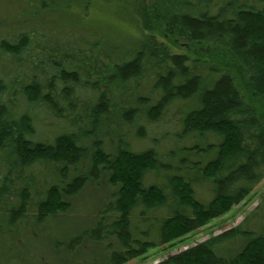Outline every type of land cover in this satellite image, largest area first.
I'll list each match as a JSON object with an SVG mask.
<instances>
[{"label": "trees", "instance_id": "trees-1", "mask_svg": "<svg viewBox=\"0 0 264 264\" xmlns=\"http://www.w3.org/2000/svg\"><path fill=\"white\" fill-rule=\"evenodd\" d=\"M91 3L0 0V259L9 264H46L26 244L77 214L88 185L103 191L100 179L108 201L51 247L56 264L104 242L106 264H126L150 246L135 228L148 215L157 245H168L264 180V122L253 105L264 102V0H126L135 38L91 19ZM191 44L235 68L192 54ZM180 102L170 127L203 148L135 152L129 129L150 136ZM114 126L117 143L106 131ZM156 264H264V200L238 225Z\"/></svg>", "mask_w": 264, "mask_h": 264}, {"label": "rangeland", "instance_id": "rangeland-1", "mask_svg": "<svg viewBox=\"0 0 264 264\" xmlns=\"http://www.w3.org/2000/svg\"><path fill=\"white\" fill-rule=\"evenodd\" d=\"M91 19H98L106 24H109L115 28L122 30L123 32L131 34L132 38H135V26L132 22L128 19L132 18V8L129 4L126 3V0H92V3L89 5L88 13ZM104 31H101L103 33ZM125 34V33H124ZM189 48V49H188ZM188 51L192 54L199 53H206V55H212V57L217 60L221 65L228 64L229 68L234 69V65L231 62L224 63L222 59V53L218 52V50H207L202 47H198V45H189L187 46ZM194 49V50H191ZM178 51H184L182 47L177 49ZM211 58V56H208ZM239 79V82L243 85V81L239 74L235 73ZM115 84L120 85L118 81H115ZM121 86V85H120ZM133 86V85H132ZM244 86V85H243ZM123 87V86H122ZM128 87L131 88V82L128 84ZM120 90V89H119ZM118 90V91H119ZM136 90V88H135ZM141 90V89H140ZM117 91V92H118ZM124 91V90H122ZM122 91L118 93L122 95ZM143 92L142 90L138 93L140 94ZM86 93V91H85ZM118 99H123V97H118ZM130 99V97H127ZM181 105H187L186 103H176L175 110H173L169 115V122L164 123L161 126V130H158L151 134L150 136L144 134L140 131L141 125H133L127 134V137L131 141V146L135 152H143L148 148H154L159 151L160 147L168 148L172 151L176 150L177 148L187 147V146H194L199 145L201 148L205 145L203 140L188 141V140H179L177 137L180 133H177V130H173L170 127V123L172 120L178 117L176 113V109H180ZM253 105L258 108L259 114L262 117L264 122V102L259 100H254ZM186 109V106L183 108ZM176 113V114H174ZM183 113V110L180 109V114ZM121 113L118 111L116 116L119 118ZM50 117V116H49ZM48 117V119H49ZM174 118V119H173ZM70 120H74L71 118ZM49 122V121H48ZM50 125V122L48 123ZM53 125V124H51ZM53 126H57L59 131H66L65 123H58L54 124ZM44 129H49L45 127ZM40 131V128H39ZM103 131L104 127H103ZM110 135L116 133V126L108 127L107 130ZM41 134L44 135L43 131ZM56 135V134H55ZM53 135V136H55ZM113 138L111 139L112 142L117 143L118 138L117 133L114 134ZM164 135L163 141L161 136ZM156 140H158L160 146L156 145ZM162 152V151H159ZM182 154V152L180 153ZM166 175H163V177ZM161 181L160 178H156V181ZM101 183V190L98 191L97 187H91L88 185L87 189L83 191L80 195L82 200V206L77 209V214H69L67 215V222L63 225H53L50 224L48 227L44 228L47 229L46 231L38 230L37 233L34 235H40V239L37 237L31 238L30 242L26 244V246L31 249L39 259L42 256V259L45 260L46 264H56L52 250V246L59 241L60 239L64 238L63 236H70L67 235L68 232H73L78 226L86 227L88 226L89 220L93 214L100 211L104 204L108 201V194L106 193V185L104 180L100 179ZM197 184V183H196ZM108 192V191H107ZM211 198V193L209 194H198V198L201 200ZM264 198V180L260 182L255 189L251 192V194L246 197L240 204L237 206H233L227 213L222 215L221 217L211 220L207 225L204 227L196 230L195 232L179 239L174 242H171L168 245H163L159 247L157 244L159 243L158 240V224L153 221V216L148 215L147 220L141 222L140 226L135 225L137 235L141 241H145L150 243L149 248H147L145 254L143 256L137 257L126 264H156L158 262L163 261L164 259L168 258L169 256L178 254L188 248L199 244L206 239L210 238L211 236H215L217 234L222 233L225 230H228L236 225H238L248 214L253 212L256 207L262 202ZM259 217V216H258ZM255 218V221H252V224L255 225L256 229L260 227V222ZM85 225V226H84ZM153 226V227H151ZM33 231H35L34 227H31ZM151 230V232H150ZM30 234V235H33ZM29 235V236H30ZM105 242L104 243H85V246L80 248L78 251V259L73 263L70 260V264H106V253L104 252ZM38 260V259H36ZM67 262L66 259L63 260V264ZM17 263V262H16ZM0 264H9V259L1 258ZM15 264V263H14Z\"/></svg>", "mask_w": 264, "mask_h": 264}]
</instances>
